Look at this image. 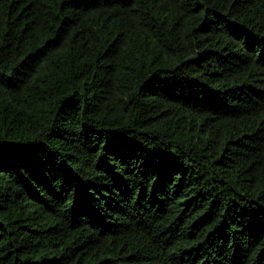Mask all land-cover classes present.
<instances>
[{
	"label": "trees",
	"instance_id": "1",
	"mask_svg": "<svg viewBox=\"0 0 264 264\" xmlns=\"http://www.w3.org/2000/svg\"><path fill=\"white\" fill-rule=\"evenodd\" d=\"M0 264H264V0H0Z\"/></svg>",
	"mask_w": 264,
	"mask_h": 264
}]
</instances>
